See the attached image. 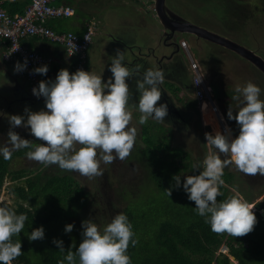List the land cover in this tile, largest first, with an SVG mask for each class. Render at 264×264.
Here are the masks:
<instances>
[{
  "label": "clouds",
  "instance_id": "9594fccd",
  "mask_svg": "<svg viewBox=\"0 0 264 264\" xmlns=\"http://www.w3.org/2000/svg\"><path fill=\"white\" fill-rule=\"evenodd\" d=\"M151 3L149 9L157 15L152 0ZM52 4L60 7L54 4V0ZM62 6L72 7L71 5ZM169 7L174 10L173 7ZM73 10L74 14L71 16L48 20L47 26L57 33H73L81 38L95 24L92 43L80 62V59L71 55L62 44L29 37L60 46L68 58L74 59V65L73 68L69 67L71 72L63 68L59 70L55 80H44L41 74L47 75L48 66L54 62L49 56L52 58V63L33 70L39 73L42 80L38 87H33V93L29 91L28 82L25 79L27 83L25 101L33 102V104L45 103V109L33 111L30 107H26L23 115H10L8 144L0 147V156L5 160H10L14 151L21 152L23 149H30L26 153L27 157L43 163L41 168L45 164H55L61 169L92 177L103 174L101 161L111 164L116 159H126L127 162L133 161L136 164L137 159L131 157L138 151H132V149L136 137H138L139 146L135 148L145 146L142 136L144 124L148 120L155 123L156 121L164 122V118L168 115L167 104H159L162 95L172 99V108L176 107L179 111L185 110L174 99L173 91L165 86L168 82L162 70L145 69L142 65H136L132 69L124 62L125 53L119 49L114 56H111L109 70L112 76L105 80L103 76L93 72L90 68L89 51L98 28L97 22H89L83 33L57 31L50 25L51 21L73 17L75 9ZM174 11L180 15L178 11ZM184 35L179 37L181 40L178 42L179 48L186 50V54L182 53L186 61L184 79L178 73L179 87L182 90L185 86L188 88L189 92L185 94L190 99L196 100L197 111L187 110L189 115H185L184 118L173 115L171 118H166L170 125L164 124L173 131V120L187 121L189 116L199 115L202 125L214 130V126L207 124L204 119L203 108L207 106L212 120L215 122L224 117L226 127L223 131L217 129L215 134L205 133L208 152L202 161L192 165L194 170H200L199 174L184 176L183 180L181 175H174L173 187L179 188L182 184L184 191L188 194V199L195 202L198 215L205 218L213 232H226L235 237L242 236L254 229L257 216L258 214L262 216L264 208L257 207L259 201H246L238 192L223 200H218V197L223 196L221 186L225 183L223 176L228 167L238 176V170L246 175H264V99L261 98L264 89L252 81L237 85L231 97L237 102V110L233 111L230 106L226 114L219 102L214 84L198 67V73L206 83L209 93L213 95L211 97L214 103L208 104L206 97L197 95L194 82L195 72L192 70L187 54L189 43ZM250 50L256 53L253 49ZM0 57L4 60L2 52H0ZM14 61L4 60L9 64ZM26 68L27 59L23 63L18 61L15 65V71L20 74ZM132 78H135V82ZM161 85L169 91L168 94L163 92ZM134 90L139 93L137 97L133 95ZM214 110L216 113H213ZM228 119L237 122L238 135H235L233 125ZM18 126L28 130L41 142L33 145L30 139L15 131ZM97 149L100 150L99 158H97ZM188 153L192 155L189 151ZM51 169L52 167L47 170ZM171 191L172 189H168L170 196ZM7 203L14 204L15 201ZM27 220V213L18 214L16 210L8 206H0V264H13V261L23 254L22 242L14 241L13 237L22 232ZM74 227V223H69L64 230L66 233H71ZM82 229V242L78 248L72 245L75 251L68 249L59 264H65V261L67 264H77V258L78 264H132L128 249L130 245L135 246L139 241L134 238L133 225L126 213H118L103 228L91 219L84 220ZM28 239L30 241L45 239L44 226L34 228L28 235ZM53 243L61 252L65 251L62 239L53 238ZM222 245L219 248L220 254H226L229 259H232L231 264H239L237 259L229 253L226 242Z\"/></svg>",
  "mask_w": 264,
  "mask_h": 264
},
{
  "label": "trees",
  "instance_id": "16d2710c",
  "mask_svg": "<svg viewBox=\"0 0 264 264\" xmlns=\"http://www.w3.org/2000/svg\"><path fill=\"white\" fill-rule=\"evenodd\" d=\"M217 1H215V5ZM29 3L30 0L24 5L22 2L10 3L7 0H0V7L6 14L15 16L16 13L24 14ZM217 8L219 7L217 6ZM215 9L216 7L213 9V13ZM226 15L229 16V13ZM235 16L240 18L239 21L245 19V15L237 9L234 13ZM228 121L230 124L234 123V120L228 119ZM158 125L159 128H165L162 124ZM155 130L156 123L154 121L149 120L144 124L142 136L145 146L143 150L139 148L138 154H140V162L144 165L146 181L150 184L149 188L160 190L168 199L166 208L169 209V212L161 204L156 208L155 213H160L159 222L154 224L155 228L159 229L158 236L152 245L144 247L141 245V241L153 233H150L148 229L142 230L139 224H136L133 212L126 211L133 225L134 238L139 241L135 246L130 245L128 249L132 264H231L228 257L216 258L215 255L225 242L226 232H213L205 218L198 215L195 202L188 199V194L184 191L182 184L179 188L173 187L175 184L174 175H181L183 180L184 176L199 174L200 170H194L192 167L197 161L182 147L173 146L163 138L162 140L156 138ZM26 153L27 151L15 152L10 160H5L0 156V206H8L16 210L18 214L27 213L28 220L26 222L39 225L59 218L60 213L68 221L70 217L79 214L88 205V192L85 187L81 186L76 178L69 174H63L60 170L57 172L47 170L48 168L40 170L41 167H39L40 169L36 168L38 173L32 168L16 170L13 163L17 161V158L26 156ZM191 160L195 162L192 163ZM7 179L11 183L9 187L11 194L19 198V201L15 200L14 204L1 199ZM223 179L225 181L221 186L223 196L218 197V200L236 194V183L240 180L230 167L225 169ZM22 180L25 182L21 183ZM168 189H172L171 196ZM259 194L260 192L255 193L254 197L248 196V201H255L254 199ZM28 202L31 204L26 205ZM257 207L264 208V202L258 203ZM142 211L150 218V207L143 206L137 211V214ZM257 225L259 227L264 225V218L261 214L257 216L255 226ZM255 226L248 234L237 237L229 235L226 239L229 253L237 259L239 264H251L248 260L250 256L258 258L264 263V231L256 230ZM13 240L22 242L23 251V254L16 258L13 264H35L30 258L32 245L21 241L17 236H14ZM62 240L65 251L61 252L58 246L53 243V239L49 240L43 246L38 264H59L68 249L75 251L69 240Z\"/></svg>",
  "mask_w": 264,
  "mask_h": 264
},
{
  "label": "rangeland",
  "instance_id": "374dc122",
  "mask_svg": "<svg viewBox=\"0 0 264 264\" xmlns=\"http://www.w3.org/2000/svg\"><path fill=\"white\" fill-rule=\"evenodd\" d=\"M228 1L229 0H218L217 3L219 8H216L214 13H213V9L215 8V6L213 5V2H209V0H173L172 3H174V5H172V7L175 6V8H177L178 12L180 13V15L182 17L184 16L185 19L193 22L196 25L205 27L206 29L218 34L224 35L223 34L224 28L235 25L236 27L239 28L238 30L240 32L243 31L250 35V37L246 38L247 41L251 42V46H248L250 49H255V44H254L255 41L253 39V36H255V39L259 43L264 45V0H232L230 1V3H228ZM92 2L93 0H89V3ZM107 2L108 0H104L102 1V4H106ZM167 2H168L167 4L169 5L168 0ZM246 6L248 8V12ZM222 7L223 9H220ZM211 9L212 12H210ZM227 9H232L234 11L237 9L238 11L243 13V15H245V19L239 21L240 18L238 16L231 18L230 15L229 16L226 15V13H228ZM66 30H68L67 27ZM185 39L189 43V51L193 55L194 61L197 63L198 67L202 70V72L204 74H207V67L204 66L198 55V49H199L198 44L192 42L186 37ZM215 47H216L215 50L218 59L220 60L226 59V57L230 58V56H232L229 55V53L226 52L225 50L221 49L222 47L218 45H215ZM182 52L186 54L185 49H182ZM146 53L147 50L144 49L142 51V54L145 55ZM203 53H205V51H203ZM207 57L210 61V57L209 56ZM96 67L100 72L103 70V67L100 65V63H96ZM226 67H225L226 70H228L231 73V75L233 76L232 78L235 80V82H237L238 85H244L248 81H252L257 85H259L262 89H264V75L260 73L256 68H254L250 64V62H245V61L243 62L242 60L236 58L235 56H232L230 60L227 61ZM179 74L180 76L183 77L184 72H181ZM170 86H171V90H173L174 89L173 86L172 85ZM3 90L4 88L0 87V91ZM131 90L133 89L131 88ZM22 96L23 95L21 92H16V98H21ZM261 98L264 99V93H262ZM1 101L2 100H0V103H2ZM180 103L182 104V101ZM26 107H30L33 111H40L41 109H45V103L33 104L29 101H19L12 107L11 113H7L6 115H4V117H2L1 123H7L8 121V125H9L8 127L10 129V124L8 119L10 115H14V114L23 115L25 113ZM172 124H173L172 127L173 131H171V129L168 128L169 126H166L165 124H163L165 128H159L158 127L159 125L156 124V130L154 131L156 138H159L160 140H162V138L167 141L169 140L168 142L171 143L173 146L182 147L187 152L189 151L193 155V157L197 160V162L202 161L206 156V153L208 152V145L206 144L207 141H206L205 133L207 132L213 133L211 127H205V125L203 126L199 115H194L192 119L189 117L187 121L176 119L173 120ZM188 130L194 131V134H192L191 132L189 134H186ZM15 131L18 132L20 135L25 136L27 139H30L33 145L39 144L41 142L39 141L38 138L34 137V135H32L28 130H26L23 127L18 126L15 129ZM186 135L187 138L185 137ZM7 144H8V136L5 134L4 129L0 130V146H4ZM205 146L207 147L206 153H205L206 151ZM29 150L30 149H23V151H29ZM131 158L137 159L139 163L137 161L136 164L133 161L127 162L126 159L114 160V166L110 171L111 178L114 179L117 178L118 176H121L122 181L120 183L111 184V188L113 189V191L111 194H109L110 197L109 195L104 196V194H101L100 199L97 200L96 202L94 201L93 197L86 192L88 205L79 214H75L73 217H70L68 221H66V218L60 213L59 218H55L53 221L47 222L46 224L36 225V224H29L27 222L25 223V228L22 230V232L19 235H17V237L21 241H24L32 245L30 258L35 262V264H38L39 258L42 255L41 253L43 251V246H45L49 240H52L53 238L67 239L70 241L71 245H75L78 248L79 244L82 242V235H81L83 231L82 222L84 220L91 219L93 222L97 223L99 227L103 228L106 224L110 223L111 220L118 213L121 212L126 213V211L129 210L132 211L133 214L135 215L134 218L136 224L138 223L142 230L148 229L150 233H153L150 237H146L143 241H141V245L145 247L148 245H152L155 242V239L158 236L159 229L155 228L154 224L159 222V214H160V213L159 214L155 213L156 212L155 210L160 204L164 208H166L168 199L164 197V195L161 193L160 190L149 188L150 184H148L146 181L147 179L144 173V165L142 162H140V154L135 153L132 155ZM160 158H162V156H160ZM192 163L194 162L192 161ZM42 165L43 163H40L35 160H31L26 155L20 159L17 158L15 167L17 168L16 170H20L23 168L36 169L37 167L39 168ZM45 166H48V164H45ZM51 167H52L51 170H54L55 172L60 169V167L55 164L49 165V167L46 168L49 169ZM129 167L130 169H128ZM43 169L44 168L40 170ZM237 177L240 180L238 183H236L235 193L238 192L239 195L246 201L249 200L248 196L254 197V194L262 190L264 187V184L256 185L255 183H253V185H250V183L242 179L241 176L237 175ZM24 182L25 181L23 180L21 181V183ZM94 184L95 183L93 182V185ZM80 185L84 186L85 189H89L92 187V182L82 181ZM10 186L11 183L7 179L5 182V187L2 192L1 199L4 202H12V203L15 200L16 202L19 201L18 197L11 194V190L9 189ZM107 193H110V191H108ZM263 198H264V191L261 192L260 195H257L254 200L259 201L260 203V202H264ZM99 202L104 203V205H106V208L98 209L97 204ZM30 204L31 202L26 203V205H30ZM110 206L113 207L114 209L113 211H110ZM143 206H148L151 208L150 218H148L149 215L145 214L144 211L137 214V211L140 210ZM166 210L167 212H169V209L166 208ZM69 223H74L75 227L71 233H66L64 229L65 226ZM40 226H44L45 228V239L30 241L28 239V235L34 228H38ZM258 227H259L258 225L255 226V229L264 231V225L260 226L259 228ZM229 235L230 234L226 233L224 239L225 242L226 239H228ZM215 255L218 256L219 258L227 257L226 254H220V250L217 251ZM248 260L251 264H264L262 260L252 256H250ZM77 264H78V258H77Z\"/></svg>",
  "mask_w": 264,
  "mask_h": 264
},
{
  "label": "crops",
  "instance_id": "0c3cea01",
  "mask_svg": "<svg viewBox=\"0 0 264 264\" xmlns=\"http://www.w3.org/2000/svg\"><path fill=\"white\" fill-rule=\"evenodd\" d=\"M7 1L10 3L22 2L24 5L28 0ZM102 1L104 0H93L92 3H89V0H54V4L58 6L71 5L75 9V15L70 18L51 21L50 25L57 31L83 33L89 22H97L98 28L94 37V49L91 54L92 61L90 63V68L95 73L97 70V58L100 59L101 55L100 51L103 48H112L114 53L118 42L132 47L131 50L126 49V51L128 55L138 57V65H142L145 69L151 68L149 63L150 55L147 53L145 55L142 54L147 42L146 38L148 39L147 28L149 26V17L146 14L149 11V6L152 4L151 0H108L106 4H102ZM168 1L169 6L172 7V1ZM14 15H19V13ZM66 27L68 30H66ZM116 30H118V34L115 33ZM111 36L113 37L109 38ZM24 43L32 49L53 58L54 62L48 66L49 71L47 75L41 74L44 80H55L59 70L63 68H67L71 72L69 67L73 68L74 59L68 58L60 46L36 38H27L24 40ZM17 62L15 60L9 64L4 62L0 57V87L4 88L3 91H0V100H2V103H0V126H2L0 130L4 129L6 135L9 131V125L8 121L7 123H1L2 117L7 113H11L12 107L17 102L26 100L27 83L20 72L15 71ZM185 64V60L184 64L176 61H167L163 67L160 68L156 64L153 68L161 69L168 83L179 86L180 84L177 81L171 79V75L174 74V76L179 78L178 73L185 71ZM134 82L132 81L131 83L133 84ZM181 91H184L186 94L189 92L186 86ZM16 92H21L23 96L16 98ZM138 94L137 91H133V95H136L135 97ZM15 152L18 153L19 150L13 153Z\"/></svg>",
  "mask_w": 264,
  "mask_h": 264
},
{
  "label": "flooded vegetation",
  "instance_id": "af4514ba",
  "mask_svg": "<svg viewBox=\"0 0 264 264\" xmlns=\"http://www.w3.org/2000/svg\"><path fill=\"white\" fill-rule=\"evenodd\" d=\"M173 1V0H171ZM170 1V3H171ZM213 1V5L217 8L218 3L215 5L216 0H209V2ZM229 0L228 3H230ZM218 2V1H217ZM174 5V3H172ZM173 9L178 11L175 6H173ZM220 9H223L220 8ZM247 12L248 8L246 6ZM147 11V16L149 17V26L147 28L148 32V39L146 38V43H145V49L147 50V54L150 55L149 63L151 68H153L156 64L161 68L165 65L167 61H176L179 62L180 64H184V58L182 55V49L177 46L178 42H180L181 38H177V36H173L171 39H169L166 43L164 39L161 38V25L159 22V19L157 15H155L154 11H151V9H148ZM212 12V9L211 11ZM227 12L231 16V18H234V13L235 11L232 9H227ZM198 13V12H196ZM226 24V23H225ZM116 34H118V30L115 31ZM223 34L227 37H230L234 39L235 41L245 45V46H251V42L247 41V37H250V35L246 32H240L238 30V27L235 25H232L231 27H226L223 29ZM113 36L109 37L112 38ZM184 37L188 38L192 42L198 44L199 49H198V55L201 60V62L204 64L205 67H207V77L210 79V81L214 84L215 91L217 94V97L219 99V102L221 103L222 107L224 108L226 114L227 111L229 110V107L231 106L233 111L237 110V102L233 101L231 99L232 95L234 94V89L238 85L237 82L232 78L233 76L231 73L226 70L227 66V61L230 59L225 57L226 59H218L217 54H216V47L215 44L205 41L203 39H200L197 37L195 34H185ZM254 39V44H255V49H253L258 55H260L264 59V45L259 43L256 39L255 36H253ZM261 48V49H260ZM94 49V40L93 44L91 46V49L89 51V62L91 63L92 58L91 54ZM117 49L123 51L125 53V63L132 69L135 68L136 65H138V57L137 56H131L127 54V50H131L132 47L123 45L121 43H117L114 53L112 51V48H105L101 50V55L100 59L97 58V63H100V65L103 67V70L100 72L98 69L96 70V74L103 76L105 80H107L110 76H112L111 71L109 70V66L111 64V56H114L116 54ZM225 50L226 52L229 53V55L235 56L236 58L242 60L243 62H248L245 59H242L237 55L235 52L230 51L226 48H221ZM205 51V53H203ZM210 57V61L208 57ZM230 56V57H232ZM103 61V63H102ZM251 64V63H250ZM252 65V64H251ZM253 66V65H252ZM186 67V64L185 66ZM226 67V68H225ZM161 70V69H160ZM259 71V70H258ZM260 72V71H259ZM261 73V72H260ZM134 79V78H132ZM130 80V79H129ZM233 82V83H231ZM173 86V90H171V86ZM165 86L170 90L173 91V97L180 104V106L184 110H195L196 109V100L195 99H190L189 97L186 96L184 92L181 91V88L175 84H170V83H165ZM182 101V104L180 103ZM160 104L166 103L167 107L170 108L172 105V99L170 100L167 96L162 95L161 100L159 101ZM173 114L175 116H180L181 118H184L185 115H189L188 112L186 111H179L176 107L173 108ZM191 119L193 116H189ZM166 118H164V122L161 121H156V124H164L168 123L165 121ZM233 125V130L235 135L239 134V129L237 128V122L234 121ZM194 134V131L188 130L186 134L189 133ZM187 138V135L185 136ZM189 141V140H188ZM139 146L138 145V137H136L135 145L132 151H138L139 149H136L135 147ZM205 153L207 152V147L205 146ZM143 150V147L141 148ZM131 151V152H132ZM207 154V153H206ZM100 151L97 149V158H99ZM205 155V154H204ZM26 159V158H24ZM16 161L13 163V167H15ZM49 166V165H48ZM48 166H43L42 168L46 169ZM58 166V165H57ZM101 169L103 171L102 175L98 176H92V177H87L80 175L78 172L75 171H70V170H64V169H59L61 173L63 174H69L70 176L76 178V180L81 183L82 181L85 182H92V187L89 189H85L94 199V201L97 202V200L100 199L101 194H104V196H107L112 193L113 189L111 188V184L113 183H120L122 181V177L118 176L117 178L112 179L110 175V171L112 167L114 166V161L111 164H105L103 161H101ZM17 169V168H16ZM239 172V176L242 177L246 182L248 181L250 185H253L255 183L256 185H262L264 184V175H246L242 172ZM38 173V171H36ZM93 182L95 183L93 185ZM110 191V193H107ZM264 191V187L261 192ZM258 193V192H257ZM110 197V195H109ZM98 209H105L106 205L104 203L99 202L97 204ZM113 207L110 206V211H113Z\"/></svg>",
  "mask_w": 264,
  "mask_h": 264
},
{
  "label": "built area",
  "instance_id": "2783aa9c",
  "mask_svg": "<svg viewBox=\"0 0 264 264\" xmlns=\"http://www.w3.org/2000/svg\"><path fill=\"white\" fill-rule=\"evenodd\" d=\"M52 1L32 0L23 15L15 16L6 14L0 7V52L3 53V59L7 62L17 60L23 63L27 59V68L21 71V75L27 80L31 93H33V87H38L40 81H42L39 73H35L33 70L36 67L52 63V58L24 44L23 42L26 38L37 37L62 44L71 55L77 56L81 62L92 43L95 31L93 27L95 24H93L89 28V31L79 38L73 33H57L51 30L47 26L48 20L68 17L74 14L72 7H57L52 4ZM3 49H5L4 52ZM187 54L191 62L192 70L195 72L194 82L197 87V95L206 97L208 104L214 103L211 97L213 95L209 93L206 83L198 73L197 63L189 51ZM213 113H216V110ZM215 122L219 130H225L226 120L224 117L215 120ZM215 130L214 128V134Z\"/></svg>",
  "mask_w": 264,
  "mask_h": 264
},
{
  "label": "water",
  "instance_id": "95a60500",
  "mask_svg": "<svg viewBox=\"0 0 264 264\" xmlns=\"http://www.w3.org/2000/svg\"><path fill=\"white\" fill-rule=\"evenodd\" d=\"M152 2L154 3L155 12L161 25V38L164 39L165 43L173 36L179 38L184 34H195L200 39L235 52L241 58L249 61L264 75V59L260 55L229 37L210 31L205 27H201L185 19L167 5V0H152ZM177 46L179 47V44H177ZM171 79L178 83L180 82L179 78L174 76V74L171 75ZM161 87L165 94L169 93L163 85H161ZM173 113V108L171 106L168 108V115L165 118H171L174 115ZM262 217L264 218V210L262 211Z\"/></svg>",
  "mask_w": 264,
  "mask_h": 264
},
{
  "label": "bare ground",
  "instance_id": "6f19581e",
  "mask_svg": "<svg viewBox=\"0 0 264 264\" xmlns=\"http://www.w3.org/2000/svg\"><path fill=\"white\" fill-rule=\"evenodd\" d=\"M168 3V2H167ZM168 5V4H167ZM184 17V16H183ZM203 114H204V119H205V122L207 123V124H211V125H213L214 126V128L217 130H219V128H218V125L216 124V122H214L213 120H212V118H211V114H210V111H209V109H208V107L207 106H204V108H203ZM234 260V259H233Z\"/></svg>",
  "mask_w": 264,
  "mask_h": 264
}]
</instances>
